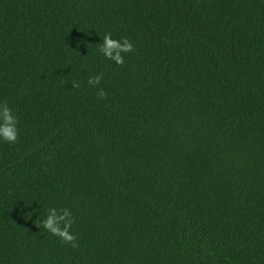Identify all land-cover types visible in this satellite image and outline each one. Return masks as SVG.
<instances>
[{"label": "trees", "instance_id": "16d2710c", "mask_svg": "<svg viewBox=\"0 0 264 264\" xmlns=\"http://www.w3.org/2000/svg\"><path fill=\"white\" fill-rule=\"evenodd\" d=\"M0 101V264H264V0H0Z\"/></svg>", "mask_w": 264, "mask_h": 264}, {"label": "clouds", "instance_id": "9594fccd", "mask_svg": "<svg viewBox=\"0 0 264 264\" xmlns=\"http://www.w3.org/2000/svg\"><path fill=\"white\" fill-rule=\"evenodd\" d=\"M96 45L97 52L105 59L113 61L116 65L124 63V57L121 53H128L133 50V44L127 37L121 36L117 40L113 39L110 33H105L103 39H100ZM100 79V74L90 75L87 79V84L95 87L99 85ZM72 87H77V84L72 83ZM97 95L102 98L105 96V92L102 89H98ZM17 125L18 116L14 110L6 102L0 101V143L6 142L12 145L16 142L18 134ZM71 215L68 209L58 210L55 207H50L47 209L45 218L40 221V226L52 236L58 237L61 242L75 247L76 236L69 231V227L73 223Z\"/></svg>", "mask_w": 264, "mask_h": 264}]
</instances>
